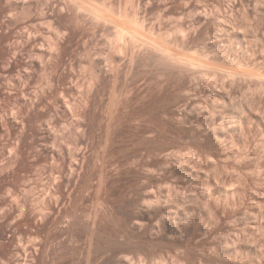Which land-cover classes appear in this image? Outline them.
Returning a JSON list of instances; mask_svg holds the SVG:
<instances>
[{
	"label": "rangeland",
	"instance_id": "374dc122",
	"mask_svg": "<svg viewBox=\"0 0 264 264\" xmlns=\"http://www.w3.org/2000/svg\"><path fill=\"white\" fill-rule=\"evenodd\" d=\"M0 264H264V0H0Z\"/></svg>",
	"mask_w": 264,
	"mask_h": 264
},
{
	"label": "bare ground",
	"instance_id": "6f19581e",
	"mask_svg": "<svg viewBox=\"0 0 264 264\" xmlns=\"http://www.w3.org/2000/svg\"><path fill=\"white\" fill-rule=\"evenodd\" d=\"M107 148V147H106ZM109 148V147H108ZM105 151V150H104ZM103 151V152H104ZM106 154V153H105ZM103 160V159H102ZM110 162V161H109ZM105 163V162H104ZM101 175H102V173H101ZM104 181V180H103ZM105 182V181H104ZM99 183V182H98ZM102 184V183H101ZM103 186V185H102ZM98 187V186H97ZM98 189V188H97ZM100 189H101V187H100ZM96 190V189H95ZM95 194V193H94ZM99 195H100V193H99ZM97 199V198H96ZM72 216V215H71ZM73 217V216H72Z\"/></svg>",
	"mask_w": 264,
	"mask_h": 264
}]
</instances>
